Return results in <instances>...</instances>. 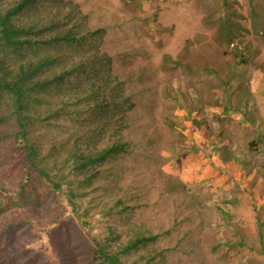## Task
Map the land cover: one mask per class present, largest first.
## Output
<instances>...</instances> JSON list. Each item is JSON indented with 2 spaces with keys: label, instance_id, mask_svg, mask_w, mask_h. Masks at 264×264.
I'll list each match as a JSON object with an SVG mask.
<instances>
[{
  "label": "rangeland",
  "instance_id": "1",
  "mask_svg": "<svg viewBox=\"0 0 264 264\" xmlns=\"http://www.w3.org/2000/svg\"><path fill=\"white\" fill-rule=\"evenodd\" d=\"M76 1L91 23L108 25L105 48L116 59L115 72L135 92L130 131L142 145L135 176L147 186L154 183V221L170 226L182 207L183 213L193 210L190 222L161 241L160 247L171 248L168 259L264 264V148H247L264 132V0ZM121 18L126 23L118 24ZM224 20L236 26L228 38L218 36ZM235 54L247 62L237 66ZM235 151L242 153L240 161L226 165ZM167 188L168 196L159 200L157 193ZM61 214L49 199L2 211L0 264H58L52 250L62 255L59 264H89L77 224L52 227ZM221 241L235 246L217 247ZM62 244L75 258L57 248Z\"/></svg>",
  "mask_w": 264,
  "mask_h": 264
},
{
  "label": "trees",
  "instance_id": "2",
  "mask_svg": "<svg viewBox=\"0 0 264 264\" xmlns=\"http://www.w3.org/2000/svg\"><path fill=\"white\" fill-rule=\"evenodd\" d=\"M234 25L221 21L218 36H231ZM107 27L91 23L76 0H0V213L54 200L62 214L52 227L75 222L89 264H127L129 257V264H173L166 254L171 248L160 243L190 222L193 210L182 207L170 226L150 213L154 183L135 176L142 155L130 131L135 92L115 72ZM234 56L237 66L247 62ZM214 104L220 105L216 97ZM252 146L264 148V132ZM241 154L235 151L225 164L239 162ZM168 194V188L157 193L159 200ZM57 248L75 258L67 244ZM52 258L59 264L62 255L52 250Z\"/></svg>",
  "mask_w": 264,
  "mask_h": 264
}]
</instances>
